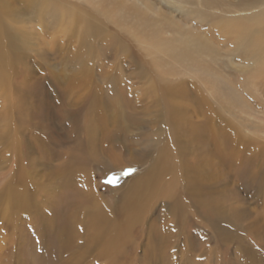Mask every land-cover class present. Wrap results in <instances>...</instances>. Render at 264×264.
I'll use <instances>...</instances> for the list:
<instances>
[{
	"label": "rangeland",
	"instance_id": "obj_1",
	"mask_svg": "<svg viewBox=\"0 0 264 264\" xmlns=\"http://www.w3.org/2000/svg\"><path fill=\"white\" fill-rule=\"evenodd\" d=\"M36 1L30 9L20 5L13 8L14 16L4 22L17 36L15 51L19 54L6 80L7 90H20L19 97L32 110H36L34 98L39 97L56 107H76L77 97L91 101L100 98L108 107L107 114L133 132L131 138L128 134L119 137L121 141L145 135L143 120L159 115L157 109L149 108L151 101L166 99L181 111L184 119L179 124L187 129L190 119L203 124L209 116L206 137L210 153L219 151L220 157L227 161L223 172L212 174L214 199L196 207L192 233L173 226L171 218H165L164 225L156 224L153 236L148 233V224L166 215L167 208L158 202L151 214L136 218L128 234L126 251L121 252L122 257L115 264H264V182L256 184L251 173H242L240 157L243 154L249 159L258 155V151L264 155V84L258 87L261 94L255 95L251 86L254 68L242 69L253 64V59L234 51L235 39L218 26V11H209L204 0ZM263 5H256L242 15H251ZM113 7L117 10L123 7V13L128 14L121 26L109 18L108 14L114 12L108 10ZM134 10L144 16L146 25L141 26L129 15ZM96 23H101L104 31H99ZM141 32L148 36L155 33L157 48L138 44L135 37ZM194 39L206 45L208 55L202 61L192 55L188 58L191 61L186 58L183 65L176 63L175 56L191 48L190 40ZM8 44L13 48L14 41L4 38V47ZM192 87L198 103L191 101ZM164 90L170 92L168 99L162 96ZM3 93L0 90V96ZM86 112H81L80 121ZM27 115L20 126L25 142L21 144L18 137L15 149L4 144L2 128L6 122L0 121V264H49L52 258L46 254L49 243L39 249L36 247L39 236L27 229L33 215L28 212L18 219L13 213L17 212L13 191L18 193L20 203L23 200L27 205L30 201L37 203L46 212L42 199L48 194L50 183L47 163H55L46 155L45 145L38 147L28 138L29 131L35 127L40 131L47 121H29ZM11 120L14 122L15 116ZM218 129L227 130L234 140V155L231 141L221 143ZM39 131L36 134L44 140ZM15 135L10 141L16 146ZM30 143L33 151L25 152ZM57 150L65 149L61 145ZM21 152L25 158L17 159ZM32 163V168H28ZM259 168L255 173L257 180L264 177L263 159H258L253 171ZM139 170L142 169L135 172L121 165L108 171L92 168L89 173L92 191L103 204H120L121 185L125 184L120 183L136 176ZM26 171L34 174L26 175L27 182H23L21 177ZM18 181L21 183L17 184ZM163 232L168 242L165 245L155 237V233L162 237ZM62 264L111 263L92 245L66 253Z\"/></svg>",
	"mask_w": 264,
	"mask_h": 264
},
{
	"label": "bare ground",
	"instance_id": "obj_2",
	"mask_svg": "<svg viewBox=\"0 0 264 264\" xmlns=\"http://www.w3.org/2000/svg\"><path fill=\"white\" fill-rule=\"evenodd\" d=\"M205 1L209 11L211 9L218 11L217 16H220L218 26L235 39L234 51L252 58V63L256 64V66L246 64L242 69L254 68L255 78L251 86L254 94L258 96L261 94L258 87L264 84V0H238L236 3L226 0L203 2ZM35 2L37 1L0 0V90H4L0 96V121L6 122L2 128L4 144L8 145L9 149H15L19 144L18 137L22 140L21 144L24 141L20 126L24 123L27 113L29 121L46 120L44 128L39 131L35 127L33 131H29L28 138L38 147L45 145L46 155L55 163H47L50 183L47 188L48 194L42 199L46 212H43L37 203L35 205L30 201V205H27L24 204V200L20 203L18 193L13 191L12 199L17 207V212H13L14 216L21 219L28 212L33 215L29 219L27 229L32 235L39 236L36 240V247L39 249H44V244L49 243L46 251V254L52 257L49 264H62L66 253L87 249L92 245L98 249L103 259L115 264L116 259L122 257L121 252L126 251L128 234L134 227L136 218L151 214L158 202L162 208H167L166 215H163L161 220L154 219L150 225L148 224V233L153 236L154 226L164 225L165 218H171L173 226L182 227L186 232L192 233L196 207L206 205L208 201L214 199L213 172H223L222 167L227 165V161L220 157L219 151L210 153L206 137V132L210 129L207 125L209 116L203 124H196L190 119L187 129L183 124H179V121L182 122L184 119L180 116L181 111L174 109L166 99L152 100L149 108L157 109L159 115L143 120L147 133L137 136L133 141L128 139L121 141L119 137H126L128 134L131 138L133 132L130 128L119 125L112 115L107 114L108 107L104 106L100 98L91 101L88 98L77 97L78 103L74 104L76 107H56L39 97L34 98L36 110H32L31 106L19 97L20 90H7L6 80L12 73L14 68L12 66L17 64L19 54L15 51L17 36L14 37V33L4 26V22L8 21L7 18L11 15L14 16L13 8L17 9L16 7L20 5L30 9ZM256 5L263 7L251 15H242L243 12L257 7ZM124 9L122 7L117 10L113 7L108 10L114 12L108 14L110 20L121 26L124 17L128 15L126 12L123 13ZM129 15L136 18L141 26L146 25L147 21L137 10ZM95 25L99 31H104L101 23ZM4 38L14 41L13 48L10 44L7 48L4 47ZM135 41L153 48H157L159 42L155 33L148 36L145 32L138 33ZM190 41L191 48L177 54L176 63L183 65L186 58L188 61L192 60L188 59L192 55L202 61L203 57L208 55L206 45L195 39ZM117 43L119 46L122 45L121 41L117 40ZM188 68L189 66L186 67ZM224 84L226 85L225 81ZM226 87L230 89L228 85ZM190 90L194 96L195 88L192 87ZM153 91L154 89L150 90ZM163 95L168 99L170 92L164 90ZM191 101L198 103V98L194 96ZM84 110L87 111L86 116L80 121V114ZM11 116H15L14 122ZM160 117L161 121L157 122ZM36 131L40 132L44 140L39 138ZM14 135L17 139L14 141L16 146L10 141ZM217 136L221 143L231 141V151L233 150L234 155L235 142L229 132L218 129ZM61 145L65 150H57ZM262 148L264 149V146ZM26 151L28 153L33 151L31 143L26 145ZM16 157L24 159L25 154L21 152ZM240 157L243 161L242 173L247 175L251 173L256 184L264 182V177L257 180L258 176L255 174L260 168L253 171L258 159L264 160V155L258 151V155L249 159L243 154ZM33 164H28V168H32ZM115 165L135 172L137 169L142 170L129 178L130 180L126 179L120 183H125L121 185L120 191L123 194L120 204L118 200V204H103L92 191L89 173L92 168L112 170ZM32 173L24 172L21 181L27 182L26 175L31 176ZM19 183L21 182L18 181L17 184ZM215 210L214 208L213 211ZM165 236L164 232L162 237L155 233L156 239L164 242L163 245L168 243L163 238Z\"/></svg>",
	"mask_w": 264,
	"mask_h": 264
}]
</instances>
